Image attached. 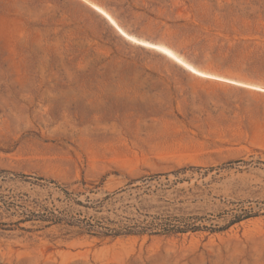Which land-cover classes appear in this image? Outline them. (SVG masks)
I'll return each mask as SVG.
<instances>
[{"label": "rangeland", "instance_id": "obj_1", "mask_svg": "<svg viewBox=\"0 0 264 264\" xmlns=\"http://www.w3.org/2000/svg\"><path fill=\"white\" fill-rule=\"evenodd\" d=\"M90 1L264 86V0ZM0 264H264V92L85 0H0Z\"/></svg>", "mask_w": 264, "mask_h": 264}, {"label": "trees", "instance_id": "obj_2", "mask_svg": "<svg viewBox=\"0 0 264 264\" xmlns=\"http://www.w3.org/2000/svg\"><path fill=\"white\" fill-rule=\"evenodd\" d=\"M229 60V59H228ZM226 60L223 62L222 65L220 64L217 68L223 69L227 64H229V61ZM247 71H251V68L247 69ZM118 192H115L113 194L116 195ZM110 195H107L105 199H108ZM103 199L102 201L99 202V205L103 203L105 200ZM40 218H43V220H49L51 221V224L59 225V226H68V227H78L79 229L76 230L77 235H82V234H90V235H97L99 237H118L120 235H129V234H144L147 232L146 228L148 226L146 225L144 229L141 231L136 230V229H130L131 227H123L124 229H117V228H112L109 225H106L105 221L101 218H96V217H90L89 219L87 218H77L75 215H72L70 211L65 210V211H49L46 216H41ZM137 226H134V228ZM150 226L149 228H151ZM165 233L166 234H172V233H184L189 230V227L186 225L178 224L174 225L173 228H166L165 227ZM191 230H197L195 227H193Z\"/></svg>", "mask_w": 264, "mask_h": 264}, {"label": "bare ground", "instance_id": "obj_3", "mask_svg": "<svg viewBox=\"0 0 264 264\" xmlns=\"http://www.w3.org/2000/svg\"><path fill=\"white\" fill-rule=\"evenodd\" d=\"M86 1L89 3V5H91V7L94 10H96L98 13H100V15L105 17L116 28V30L121 34V36L124 39H126L127 41L132 42V43H136V44L144 46V47L154 49V50L162 53L163 55L174 59L178 63V65H181L182 67L186 68L188 71H190L191 73H193L195 75H198L201 77H206V78H213L216 80L228 82V83L236 85V86H243L246 88H251L254 90L264 92V86L263 85H259V84H255V83H251V82L236 81L233 79L229 80V79H226L223 77L215 76L213 74L205 72L204 70H201V69L193 66L192 64L188 63L185 59H183L181 56H179L177 53H175L171 48H169L163 44L150 42V41H147L145 39L138 38L132 34H129L123 28H121L119 26V24L114 20V18L103 7H101L100 5H98L97 3L93 2V1L85 0V2ZM129 37H131V39H129ZM161 49H163V51ZM169 53H171V55H169ZM185 65H187V67ZM193 69H194V71H193Z\"/></svg>", "mask_w": 264, "mask_h": 264}, {"label": "snow or ice", "instance_id": "obj_4", "mask_svg": "<svg viewBox=\"0 0 264 264\" xmlns=\"http://www.w3.org/2000/svg\"><path fill=\"white\" fill-rule=\"evenodd\" d=\"M129 39H131V37H129ZM162 51H163V49H161ZM169 55H171V53H169ZM186 67H187V65H185ZM193 71H194V69H193Z\"/></svg>", "mask_w": 264, "mask_h": 264}]
</instances>
